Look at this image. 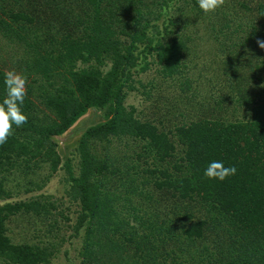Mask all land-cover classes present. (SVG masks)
<instances>
[{
    "label": "trees",
    "instance_id": "1",
    "mask_svg": "<svg viewBox=\"0 0 264 264\" xmlns=\"http://www.w3.org/2000/svg\"><path fill=\"white\" fill-rule=\"evenodd\" d=\"M259 41L264 0H224L209 13L198 0H0V101L4 72L23 73L28 115L0 145V264H51L82 229L80 264H264ZM150 57L161 73L180 75L176 100L135 78ZM192 62L198 73L180 72ZM204 77L210 92L201 97L192 83ZM133 90L151 112L127 103ZM89 112L74 162L59 137ZM211 160L235 165V175L208 178ZM62 168L79 208L67 237L56 213L71 218L57 198L9 200Z\"/></svg>",
    "mask_w": 264,
    "mask_h": 264
},
{
    "label": "rangeland",
    "instance_id": "2",
    "mask_svg": "<svg viewBox=\"0 0 264 264\" xmlns=\"http://www.w3.org/2000/svg\"><path fill=\"white\" fill-rule=\"evenodd\" d=\"M151 10H152V14L149 15V17H151V20L154 21V4H151L150 6ZM144 9V14L147 16L148 13L146 11L145 8ZM126 12H123L122 14V18L125 17ZM144 15V17H145ZM200 20V18H199ZM160 22V24L162 23V18H160V20L158 21ZM198 26V25H197ZM198 48V52L200 53L201 56L204 55V57H208L209 56V51H206V49L208 47H204L203 45H200L199 47H196V49ZM201 49L204 50V54L202 55ZM154 60L152 61V57H150L148 60L151 63V68L145 70L144 72L140 71L139 73L135 74V78L137 80L143 81V82H147L150 81L152 84H155V90H154V94L157 96L160 95H166V96H170L172 93L174 92L175 94V100L176 97L179 98V91H174L173 87L177 86V83L175 82V78H178L180 75L176 74L173 76H169L166 74H163L160 72V63L157 62V58H153ZM155 61V62H154ZM193 61V60H192ZM153 62V64H152ZM203 60H200V63H202ZM188 68H183L182 70H180V72H184L187 70L184 69H188V72H192V73H198L200 70H197L195 67H193V62L192 63H188ZM202 65H205L204 63ZM110 64L107 63L103 68L105 70L109 69ZM201 69V68H199ZM204 72V71H203ZM209 73V72H208ZM203 81L200 82H196L193 81L192 85L195 86V84L197 86H199L202 91L200 96H205L206 93L210 92V86H208L209 82L208 80H206L205 82V77L202 78ZM197 83H201V85H198ZM138 86L140 85L139 83L137 84ZM191 89L193 90V87H191ZM174 96V95H173ZM158 101V100H157ZM155 102V100H154ZM127 103L128 104H132L134 105L137 110L139 112H141L142 109H144V107L146 105H149L150 107H153V102H149L146 101L144 95L140 92V91H130L127 97ZM157 102H155L156 105ZM177 104V103H176ZM145 112L149 113L152 111V109L149 108H145L144 109ZM90 117H92V115H90V112L85 114L82 119L83 121L81 122L82 126L78 127L77 124L78 122L73 126V128H71L65 135L59 137L60 140V146H65L67 148L68 151V156L70 157H74L73 161L76 162L77 161V154L75 152H73V150L75 149V147L77 146V139L78 137L81 135L80 133L82 131H84L89 125L90 122H92V118L90 119ZM75 128V129H74ZM76 129H78L80 132H78V130L76 131ZM76 154V155H75ZM75 171H77V166L74 167ZM67 176V172L64 168L59 169L57 174H54L50 181L44 185V187H42V189H36L34 191L31 192H26L25 189L26 187L22 186L21 188H17L16 187V191H18V194H14L12 198H10L9 200H14V199H21V198H28L29 196H33V195H38L43 193L44 195H52V198H50L51 200H53L54 198L58 199V203L59 207L58 209H62L63 212L65 214H68L71 218L70 222H66L63 217L59 216L56 213L57 216V222L59 223V229H60V236L65 235L66 237L70 234L73 233V229L72 227H69L68 224H74L77 221V209L78 205L76 203H74L73 205L70 203L71 199L69 198L68 195L65 194V187H67V182L65 181V177ZM60 200H62L63 203L60 202ZM69 207V209H68ZM55 212H57V210H55ZM68 223V224H67ZM16 224V223H15ZM13 226H15L13 224ZM16 228V227H15ZM40 233H45V228L42 229V232ZM83 233H84V229L81 230V234L76 236V235H72L70 237H67L68 240L65 241L62 245L59 246V251H57L52 259V263L51 264H80L81 261V249H82V245H83ZM15 240L16 241H23L26 238V235L24 234H16L15 235ZM56 242L60 243V239H55Z\"/></svg>",
    "mask_w": 264,
    "mask_h": 264
},
{
    "label": "clouds",
    "instance_id": "3",
    "mask_svg": "<svg viewBox=\"0 0 264 264\" xmlns=\"http://www.w3.org/2000/svg\"><path fill=\"white\" fill-rule=\"evenodd\" d=\"M224 0H198L199 8L204 13L215 11L223 4ZM260 47L264 48V41H259ZM27 77L15 70L4 72L3 84L6 96L0 101V145L6 143L12 133L13 126L19 127L28 120L27 113L23 110L26 91ZM235 165L225 166L222 160L207 162L204 175L210 179L225 180L228 176L235 175Z\"/></svg>",
    "mask_w": 264,
    "mask_h": 264
}]
</instances>
